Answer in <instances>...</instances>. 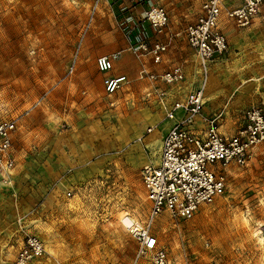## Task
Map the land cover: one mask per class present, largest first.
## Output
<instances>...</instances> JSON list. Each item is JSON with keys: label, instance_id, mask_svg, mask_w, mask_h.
I'll use <instances>...</instances> for the list:
<instances>
[{"label": "rangeland", "instance_id": "obj_1", "mask_svg": "<svg viewBox=\"0 0 264 264\" xmlns=\"http://www.w3.org/2000/svg\"><path fill=\"white\" fill-rule=\"evenodd\" d=\"M205 1L0 0V122L17 124V166L9 183H0V264H13L29 235L45 250L30 264H153L150 255L138 256L120 217L148 223L151 205L142 173L158 164L169 129L159 126L172 108L166 99L147 96L153 91L148 81L134 80L109 97L96 92L94 81L101 77L95 60L141 42H168L162 64L126 51L138 66L134 78L141 69L161 73L185 63L195 84L202 83L185 29ZM151 7L168 14L161 32L140 22ZM263 24L238 27L221 20L228 50L211 62L207 76L208 83L211 77L220 80L215 95L222 101L221 131L234 133L245 110L264 108V72L252 67L264 63V36H239ZM151 132L160 137L148 147L144 139ZM226 174L224 195L193 218L165 212L154 220L152 232L167 264H264V147Z\"/></svg>", "mask_w": 264, "mask_h": 264}, {"label": "built area", "instance_id": "obj_2", "mask_svg": "<svg viewBox=\"0 0 264 264\" xmlns=\"http://www.w3.org/2000/svg\"><path fill=\"white\" fill-rule=\"evenodd\" d=\"M264 0H243L236 8H225L224 0H206L201 14L185 29L187 45L198 56V66L204 80L200 87L191 91L186 100L176 103L168 112V118L175 120L163 138L157 165L147 166L143 171V183L150 202L148 223L144 226L132 221L127 227L132 239L138 245V256H151L153 264H167V255L159 246L157 236L152 232L154 220L162 213L176 219L188 220L194 217L203 205L214 202L224 195L227 186V170L232 166L244 167L253 157L256 149L264 147V110L252 108L240 117V126L232 136L219 131L222 115L204 118L207 128L197 133L191 127L200 117L205 105L204 89L211 62L222 57L228 50V40L220 23L222 18L238 27H247L258 17ZM141 23H148L161 32L168 25L169 17L162 7L145 10ZM140 22L132 29L139 28ZM169 43L155 42L151 47L141 42L131 46L138 57L151 55L156 63H162ZM120 52L99 56L96 66L100 73L113 70ZM74 67H72L71 72ZM184 66L175 64L161 73L141 69L138 80H147L155 89L147 96L163 103L166 93L156 87L173 86L184 82ZM130 81L125 76L107 77L104 88L107 95H113ZM177 112L181 115L177 118ZM15 120L0 122V183L8 184L17 166L14 152ZM42 241L33 235L25 238L23 247L13 264H30L44 254Z\"/></svg>", "mask_w": 264, "mask_h": 264}, {"label": "crops", "instance_id": "obj_3", "mask_svg": "<svg viewBox=\"0 0 264 264\" xmlns=\"http://www.w3.org/2000/svg\"><path fill=\"white\" fill-rule=\"evenodd\" d=\"M240 5H238V6H240ZM238 6H234V7H231V8H236ZM255 20H260V21H262L264 23V7L262 8L260 14L258 15V17ZM241 34H243L246 37H249L250 39H259V37H263L264 36V26H254V27H250V28L246 29L245 32L240 33L239 36H242ZM258 43L260 44V42H258ZM251 44L254 45V43H249L248 46H251ZM228 46H229V43H228ZM127 49L128 50H126V51H131V47H128ZM188 49L190 51H193L189 46H188ZM126 51H124V50L121 51L120 57L114 63L117 66V69H115V71H114V68H115V65H114L113 70L110 71V72H107V73H100L98 71L97 66H96V60H97L98 57L96 58V60H95V67H96V70L100 74V77H101V78L97 77L95 79V81H94V84L97 86V88L95 90L96 92H99L102 89L104 95L106 97L107 96L109 97V95L106 94L105 88H104V80L107 77L125 76L130 81V83L132 81H134V80H138V77L137 78H134L135 75H136V73H137V69H138L137 63L135 62V60H132L131 54L128 53V52H126ZM195 56H196V54H195ZM218 59H216V60H218ZM163 62H164V60H163ZM180 64L184 66V70L186 72L185 73L186 74V80L184 82L188 83V85L185 84L184 82H182V83H180V85L179 84H176V85H173V86L159 85V86L156 87L157 89L159 88V90L165 91V93H166L165 99L167 100V102L169 103V105L171 106V108L176 103H182V102H184L186 100L188 94L191 91H193L195 89H198L200 87V85H201V82L199 84H197V85L195 84L193 74H191V76L188 75V73L186 71L185 63H180ZM252 67L254 69H257V71L259 70V72H261V74L264 72V63H262V64H255ZM217 80H218L217 77H211L209 83L207 81V85H205V89H204V101H205V105H204V108H203V112H202V115L200 117H197L195 119V122H194V124L191 127L197 133H204L205 130H206V128H207V125L205 124V122L203 120L204 118H208L209 119V118H213L215 116H218V115H222L223 114V111H221L222 101L219 98H216V95H215L216 88L218 90L219 89L218 86L221 87L220 84H219L220 83V80H218V81ZM252 80L253 79H249L248 82H247V84L253 82ZM138 81H140V80H138ZM142 81H147V80H142ZM149 84H150L151 89H155V86L154 85H152L150 82H149ZM126 85H128V84H126ZM126 85H124V86H126ZM206 88H207V90H206ZM263 110H264V108H263ZM180 115H181V112H177V118ZM222 118L220 119V122H219V131L223 135L228 136V137L234 135L236 133L237 129L239 128L240 123H239V126H238V128L236 129V131L234 133H232V130H230V129H226V130L221 131L220 130V126H221V122L223 120ZM166 122H168L167 123V127H166L165 130L162 129L163 131H166L168 128L170 129L174 125L175 120L166 119L164 121V123H162V124H165ZM169 129H168V131H169ZM152 133L153 132H151L144 139V142L146 143L147 146H148V144H152L153 143L152 139L151 140L148 139L149 136ZM158 136H159V133H158ZM139 139H140V137L137 138V141L138 142H140ZM159 155H160V153H159Z\"/></svg>", "mask_w": 264, "mask_h": 264}, {"label": "bare ground", "instance_id": "obj_4", "mask_svg": "<svg viewBox=\"0 0 264 264\" xmlns=\"http://www.w3.org/2000/svg\"><path fill=\"white\" fill-rule=\"evenodd\" d=\"M167 123L168 122H166L165 124H161L159 127L161 128V129H163V130H165L166 129V127H167ZM161 133V132H160ZM159 138V136H158V132H153L150 136H149V138L148 139H152V141H155L156 139H158ZM151 146H153V143L152 144H148V147H151ZM135 148V151L136 152H138V153H140L141 154V156H140V160H143V162L145 163V161H147V159L144 157V156H142V155H144L145 154V152H143L144 154H142V148H141V146L139 145V144H137L136 145V147H134ZM140 149V150H139ZM147 166H149V165H147ZM146 166V167H147ZM127 215H122L121 217H120V221H121V223L127 228L128 226H130L131 225V222H132V220L127 216Z\"/></svg>", "mask_w": 264, "mask_h": 264}]
</instances>
